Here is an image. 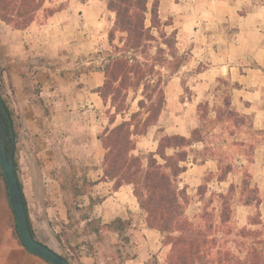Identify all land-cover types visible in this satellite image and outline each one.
I'll use <instances>...</instances> for the list:
<instances>
[{
  "label": "crops",
  "instance_id": "0c3cea01",
  "mask_svg": "<svg viewBox=\"0 0 264 264\" xmlns=\"http://www.w3.org/2000/svg\"><path fill=\"white\" fill-rule=\"evenodd\" d=\"M153 2L148 0L147 26ZM46 8L54 13L44 18ZM158 15L162 21L172 20L182 47L189 37L202 36V100L219 80L230 81L231 111L251 120V127L235 139L241 147L252 148L251 160L237 156L240 162L230 161L222 175L220 156L211 155L202 141V160L192 161L187 154L180 163L179 189L188 196L196 182L198 193L202 180V187H210L202 197L233 194L245 179L240 171L245 167L260 204L237 207L238 225L249 226L254 212L262 214L264 223V140L256 139L264 136V2L158 0ZM114 24L107 0H46L24 30L0 19V97L14 118L16 174L34 238L70 264H167L170 247L158 230L148 227L133 187H116L104 175L106 150L100 136L126 118L107 114L109 107L99 92L103 66L92 59L109 46ZM164 90L165 109L157 125L179 111V79L172 78ZM179 119V124L173 119L162 126V132L156 125L134 138L132 154L144 167L150 154L161 162L160 137H190L197 124L190 126L184 107ZM179 151L171 147L165 154ZM0 264H49L22 245L1 176Z\"/></svg>",
  "mask_w": 264,
  "mask_h": 264
},
{
  "label": "trees",
  "instance_id": "16d2710c",
  "mask_svg": "<svg viewBox=\"0 0 264 264\" xmlns=\"http://www.w3.org/2000/svg\"><path fill=\"white\" fill-rule=\"evenodd\" d=\"M45 2L0 0V19L14 29L24 30L35 20ZM147 4L148 0H107L108 9L115 14V24L108 36L112 50L103 66L104 83L99 92L105 103L103 90L108 96L118 99L121 94L127 98L132 89L136 92L141 89L143 100L138 107L143 112L133 114L128 121L100 136L106 150L104 175L115 181L116 187L124 184L133 187L134 196L146 214L148 227L158 230L164 245L170 247L167 264H264V228L233 230L230 227L231 192L216 196L220 204L219 212L215 216L208 215L206 211L202 213V227H195L188 220L185 212L188 196L179 189L178 177L183 172L180 163L187 157L183 148L192 146L190 139L163 137L157 152L161 162L150 154L146 167L140 157L132 154L134 138L145 135L160 117L165 105L167 74L175 73L180 67L176 55V34L168 35L161 29L163 24L158 15V0L152 4L150 26L146 25ZM44 12L48 17L54 9L46 8ZM116 34L122 35L119 45L114 44ZM0 102L4 106L1 97ZM121 112L115 111V114L123 116ZM2 114L7 126L12 125L9 113L3 110ZM195 132L196 129L192 135ZM172 140L179 143L173 144ZM171 147L180 151L169 157L165 150ZM255 192L256 189L252 193ZM24 204L27 211L25 199ZM253 204L258 206L260 199L254 196L243 202V205ZM248 224L262 227L260 213Z\"/></svg>",
  "mask_w": 264,
  "mask_h": 264
},
{
  "label": "rangeland",
  "instance_id": "374dc122",
  "mask_svg": "<svg viewBox=\"0 0 264 264\" xmlns=\"http://www.w3.org/2000/svg\"><path fill=\"white\" fill-rule=\"evenodd\" d=\"M260 1L264 2V0H260ZM43 16L44 18H46L45 12ZM161 22L163 24L161 28L163 31H165L168 35H171L173 33L176 34L174 27L171 26L173 23L171 19L163 20V21L161 20ZM147 25H149V22L147 23ZM199 25L200 23L197 21L195 24L196 28H198ZM121 36H122L121 34H116V40L114 43L115 45H119V38ZM189 39L190 42L188 43V45L182 47L181 41L176 36V55L178 56V60L180 61L179 63L180 67L175 73L167 74L166 76V83L170 81L172 78H177L179 79V82L182 87V93L180 95L179 111L172 112L174 113V115H176L175 118L173 119L175 120L176 124H179L182 121L179 119L182 114V108L184 107L185 113L189 111V115L191 118L190 126L191 124L192 126H194L196 123L197 126L195 129L197 130V132H195L193 135L191 134L190 137L188 138L190 139V141H192V146L183 148V150L187 154H190V158H191L190 160L192 161L202 160V141H203V143L206 144L208 148L207 150L211 155H213L212 152H215L220 156V160L223 162L221 171L222 173H224L226 172L227 169H229V166L226 164H228L230 161L234 162L235 160H237L238 162H240L239 161L240 158H237V156L245 154V156L249 160H251L252 148L250 149L243 148L240 146L241 144L239 142L235 141L236 138L241 137L240 131H245L247 130V128L251 127V120L249 118L239 117L237 114L231 112L230 106L228 105L229 92L232 87L230 81L219 80L216 84V87L212 90L210 97L208 99L202 100V88L200 87V82H202V72L204 71V69H206V64L202 62V36H191L187 40ZM111 50H112L111 47L108 46L102 52L95 53L93 55L92 60H95L98 64L104 66V64L106 63V57L108 56V54H110ZM141 92H142L141 89L138 92H136L135 89H132L129 91L127 98H125L124 94H121V97L117 99L116 97H112L111 95L108 96L106 90H103L102 93L105 95V104L109 107V109L106 110L107 114L111 113V116L114 117L115 115L112 114H115V111L122 110L121 113L126 118V121H128L133 114L139 112L142 113L143 111L140 110L138 107L139 102L143 100V97L141 96ZM164 109H165V105L163 107V110ZM5 111L7 112V109H5ZM143 116L144 118L146 117L145 115ZM9 117L12 127L14 129V124H13L14 118H12L10 114ZM177 118L179 120H177ZM171 119H172L171 116L170 117L164 116L162 123L157 125L156 122L155 124H153V126H150V128L157 125V127H161L160 129H158V131L162 132V130H164V127L167 126L170 123V121L173 120ZM236 129H239L238 132L236 131ZM160 132L159 135L162 136ZM236 134L238 135L234 137V135ZM163 137L165 136H162L160 138ZM232 137H234L233 140ZM256 139L264 140V136L260 134L259 137H256ZM176 142L179 143V141L177 140H172L171 143L175 144ZM233 145L236 147L234 148ZM213 148L215 149V151H212ZM240 171H244L243 178L245 179L241 184H239L236 187L237 188L236 191H234L233 194H231V196L229 197L231 200L230 204L232 210L235 208V218L234 219L231 218V223H230V227L233 230L241 229V226L238 225L239 220L237 219L241 217V214H238V211L236 212V208L240 207V205H243V202L246 201L249 197L253 198L254 196H256L260 199L257 190L255 193H252L253 190H255L256 188L250 182L245 167H243L242 170L240 169ZM209 179H211V177L208 178V181ZM200 183L201 185L200 187H198L199 188L198 193L196 192L197 191L196 182L192 184L191 187H189V195H188V199L186 200L187 204L185 206L186 216L188 220L195 227L197 226L202 227V223H204V221H202L200 218L202 217V213L206 211L208 212L207 213L208 215L213 214L215 216L218 214L220 209V204L217 197H209L208 195L202 197V195L204 196V194L202 193H204L210 187H208V184L202 187V180ZM244 183L247 185L244 186ZM243 190L246 191L243 192ZM202 201H203V210H202ZM254 205L255 204H253V206ZM256 215L257 213L254 212L249 217L248 220L250 221V219L251 220L255 219ZM261 216L262 214L260 215V217ZM246 227L248 229L260 230L264 228V223L262 227L250 226V225Z\"/></svg>",
  "mask_w": 264,
  "mask_h": 264
},
{
  "label": "water",
  "instance_id": "95a60500",
  "mask_svg": "<svg viewBox=\"0 0 264 264\" xmlns=\"http://www.w3.org/2000/svg\"><path fill=\"white\" fill-rule=\"evenodd\" d=\"M0 102V173L5 182L8 204L14 216L16 231L24 248L49 264H70L65 258L46 245L37 241L32 235L22 190L15 169L16 141L12 125L7 126ZM9 143V150H8Z\"/></svg>",
  "mask_w": 264,
  "mask_h": 264
}]
</instances>
